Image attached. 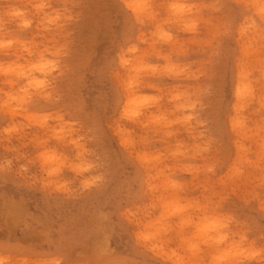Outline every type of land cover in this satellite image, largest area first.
I'll return each mask as SVG.
<instances>
[{"label":"rangeland","instance_id":"1","mask_svg":"<svg viewBox=\"0 0 264 264\" xmlns=\"http://www.w3.org/2000/svg\"><path fill=\"white\" fill-rule=\"evenodd\" d=\"M53 6L64 7L59 3ZM261 6V0H219V12L211 8L205 10L204 16L219 25L223 33L219 38V55L209 64L210 50L191 42L207 37L205 24L201 25L200 35L193 36L181 31L176 24L164 23L167 13L163 10L157 20L141 25L123 0H80L76 5L69 4L78 15L64 30L71 35H59L62 43L68 42L67 55L62 61L63 75L56 85L59 100L39 101L32 110L63 113L78 129L75 135L83 136L82 143L92 151L89 159L97 167L90 174L102 175L103 180L72 195L45 190L33 180L42 174L39 163L30 165L27 173H20V165L41 150L32 138H44L45 133L33 127L14 136L10 144L5 141L6 146H0V161L11 158L13 165L0 172V244L17 254L63 257V264H166L158 252L143 246L137 239L143 224L162 211L156 199L160 193L151 191L150 185L159 183L152 177L165 164L174 167V179L188 186L182 196L201 197L204 189L200 185L206 181L210 187L206 195L215 190L227 196L222 211L236 217L240 222L238 231H246L249 239L264 234L261 208L264 188L259 187L264 172L257 166L261 164L259 142L264 136V126L260 116L255 114L258 105H251L244 113H238L235 108L242 71L258 67V61L264 59ZM17 9L27 10L29 15L35 12L30 4L0 0L3 12L14 13ZM253 20L257 27L249 28L242 36L241 31ZM158 25L171 32L177 43H160L153 49L152 34ZM8 27L24 38H30L35 32V26L27 31H20L15 23ZM49 35L52 34H45ZM180 44L185 45L186 51L180 50ZM132 45L152 53L147 61L150 64L167 63L156 55L159 51L171 54L174 63L191 65L205 72L198 80L167 75L152 77L148 83L155 87L138 91L140 95L159 96L178 89H207L211 85L203 95L204 107L198 109L200 119L207 123L197 132H203L204 140L211 141V152L204 154L207 160L191 156L169 158L157 168H146L137 159L136 154L143 152L167 156L177 141L189 145L194 141L190 133L179 126L172 129L179 128V131L171 138L165 137L155 125L145 127L147 113L138 120L125 117L131 93L126 90L127 72L121 67L119 54ZM258 75L259 72H254V76ZM165 107H170L166 101ZM244 116L248 118L247 126H234L235 120ZM20 119L0 116V129ZM125 140L134 142L135 147L126 146ZM53 145L66 156L75 157V146L56 141L48 146ZM17 156L21 157L19 161L15 159ZM205 163L215 165L214 174L197 177L195 168ZM187 168L193 170L186 171ZM73 176L70 170H65L66 178ZM78 184L77 179L74 187ZM256 192L260 193L259 198H255ZM178 223L179 218H173L172 224ZM178 231L177 228L171 234L170 247L179 243ZM259 242L264 243V240Z\"/></svg>","mask_w":264,"mask_h":264},{"label":"clouds","instance_id":"2","mask_svg":"<svg viewBox=\"0 0 264 264\" xmlns=\"http://www.w3.org/2000/svg\"><path fill=\"white\" fill-rule=\"evenodd\" d=\"M18 2L32 5L35 12L29 15L27 10H15L14 13H5L0 10V116L9 115L14 120L22 119L9 127L0 129V146L9 144L14 136H19L29 128H39L44 133V138L33 137L41 150L34 158H29L26 164L20 165V173H27L30 165L39 163L41 175L33 177L34 182L41 184L45 190L63 192L68 195L76 191H86L103 180L102 175H91L97 167L89 159L92 151L84 144L83 136H76L78 129L74 124L65 119L61 112L33 111L32 108L39 101L52 103L59 100L57 95V81L63 75L62 61L67 55L68 42H61L59 35H71L64 32L68 24L76 19L69 4L76 5L80 0H18ZM125 6L135 15L137 21L143 25L155 21L161 15V10L167 13L164 23H173L181 31L199 36L201 25L208 26V35L202 40H193L192 43L202 44L209 49L211 64L213 57L219 55V38L223 34L219 25L204 16L206 9L220 11L217 7L219 0L206 3L205 0H123ZM59 3L63 8L53 5ZM259 9L261 18L264 19V0ZM7 16V19L5 18ZM15 23L20 31H27L35 26V32L30 38L16 35L9 24ZM257 27L253 20L247 28L241 31L243 36L249 28ZM46 33L52 35L45 36ZM151 47L156 49L160 43L176 44L171 32L165 31L162 25L157 26L153 32ZM42 39H37V37ZM180 50L186 51L185 45L180 44ZM152 53L148 50L141 51L138 45H132L122 50L120 64L127 72L126 90L131 93L129 105L125 111L128 119H140L148 114L144 126H157L163 131L165 137H175L179 126L187 130L194 141L189 145L177 141L175 147L170 149L167 156L164 154L152 155L147 152L137 153V159L146 168H157L167 159L174 160L180 157H204L211 152V141L204 140V133L197 132L198 128L206 125L207 121L200 119L198 109L204 107L203 95L211 89H178L159 96L140 95L139 89L155 87L148 83L152 77L170 76L174 78L200 79L205 74L202 69L191 65L174 63L171 54L164 55L157 51L156 55L162 56L167 63L163 66L148 63ZM14 57V59H4ZM254 72H259L254 76ZM241 81L236 90V111L244 113L253 105L255 114L260 116L264 126V59L258 61V67L244 69ZM7 86V88L5 87ZM165 101L170 107H165ZM155 109V111H153ZM247 117L235 120L234 126L244 128L247 126ZM25 121L27 123H25ZM204 141L200 143V141ZM56 141L57 144H71L76 148L74 158L66 156L58 147L48 145ZM126 146L135 147V143L124 141ZM260 161L257 166L264 172V136L260 138ZM10 150V149H9ZM207 160V157H204ZM17 161L21 157L15 158ZM13 165L11 158L0 161V172L10 169ZM70 170L74 176L65 177V170ZM186 171L193 169L187 168ZM242 171V170H241ZM215 172L213 163H205L195 168V175L210 177ZM175 169L172 165L165 164L159 168L155 177L158 184H151L150 190L160 193L157 200L162 209L155 219H149L137 233L138 242L154 252H158L166 264H264V234L258 238L249 239L247 232L238 231L240 222L231 213L222 211L223 203L227 196L211 190L208 182H202L204 193L201 197L188 199L181 194L188 190V186L174 179ZM79 180L78 187L76 185ZM259 187L264 188V176L261 177ZM260 193H255L259 198ZM155 207V205H153ZM264 210V200L261 201ZM179 218L177 225L172 224L173 218ZM178 228L179 243L170 247L172 233ZM0 264H63V257H39L35 255L17 254L5 249L0 244Z\"/></svg>","mask_w":264,"mask_h":264},{"label":"bare ground","instance_id":"3","mask_svg":"<svg viewBox=\"0 0 264 264\" xmlns=\"http://www.w3.org/2000/svg\"><path fill=\"white\" fill-rule=\"evenodd\" d=\"M129 92V91H128ZM128 106V105H127ZM125 112V111H124Z\"/></svg>","mask_w":264,"mask_h":264}]
</instances>
